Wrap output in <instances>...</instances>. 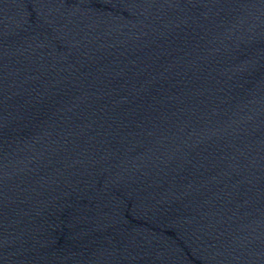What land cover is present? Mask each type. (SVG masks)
I'll list each match as a JSON object with an SVG mask.
<instances>
[{
    "label": "water",
    "instance_id": "95a60500",
    "mask_svg": "<svg viewBox=\"0 0 264 264\" xmlns=\"http://www.w3.org/2000/svg\"><path fill=\"white\" fill-rule=\"evenodd\" d=\"M0 264H264V0H0Z\"/></svg>",
    "mask_w": 264,
    "mask_h": 264
}]
</instances>
